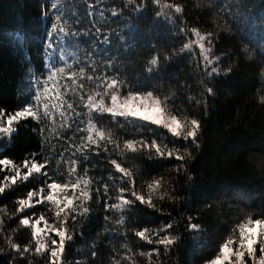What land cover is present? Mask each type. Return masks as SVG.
Listing matches in <instances>:
<instances>
[{
  "label": "trees",
  "instance_id": "obj_1",
  "mask_svg": "<svg viewBox=\"0 0 264 264\" xmlns=\"http://www.w3.org/2000/svg\"><path fill=\"white\" fill-rule=\"evenodd\" d=\"M167 2L183 5L182 16L189 29L197 27L202 33L218 34L214 41L215 54L222 58V69L231 65L233 70L212 79L209 86L214 88V95L204 94L200 80L206 77L197 66L198 61L188 53L175 55L169 62L161 59L159 68L151 73L146 70L148 60L156 52L161 56L171 54L187 42L180 26L158 20L153 11L112 16L111 9L119 10L124 0H0V109L10 113L26 102L30 94L27 86L29 67L38 75L46 72V68L43 72L41 69L46 63L44 48L49 42L51 19L45 18L44 12L54 11L51 3L60 10L66 31L95 33L99 29L98 38L94 35L66 38L62 47L68 62L73 58L86 59V53L93 51L92 40H95L94 60L106 62L109 57L114 58L122 77L130 82L138 80L147 88L171 96L174 109L201 120V147L193 149V159L187 162L186 173L173 172L177 163L173 160H149L146 156L131 153L124 158L126 167L134 171L139 169L138 185L141 178L162 176L171 182L177 197L175 202L167 198L156 201L162 212L138 206L125 215L127 224L135 228H156L172 220L177 222L172 231L182 235L181 241L169 253H164L161 247V254L158 257L154 254L151 258L152 264H205L231 227L246 214L254 213V218L264 215V104L260 103V96L264 95V78L261 77L264 72V0ZM106 34L111 44L100 43ZM58 54L59 49L57 57ZM99 66L104 67L103 63ZM189 97L196 100L206 98L207 110L190 101ZM35 127L31 120L21 122L18 134L10 143L6 139L0 142L7 146L4 156L20 164L26 157L30 158L31 153L40 151L41 138L31 131ZM114 131L118 136L124 135L121 130ZM45 154H48L47 150ZM68 155L65 153L66 157ZM94 162L98 166L89 174L97 179L106 177V163L96 158ZM10 174V170L0 166V186ZM40 180L39 176L23 183L18 180L0 195V217L5 221L6 232L17 227L19 215L9 219L18 207L17 200L26 198L27 192L38 186ZM29 211H45V207L37 205ZM106 214L102 205L94 204L87 220L83 223L78 220L71 225L77 233L83 232V238L77 235L66 248L67 264L76 261L80 264H111L114 253L123 256L124 243H128L137 254L135 264H148V258L138 253L149 251L153 246L139 241L130 230L127 236L121 235L127 229L106 233V228L117 227L105 221ZM51 215L48 213L49 217ZM188 216L202 226V232L187 231L184 218ZM13 235L21 244L31 238L29 230L24 227ZM93 244L98 253L96 258L91 256ZM0 247H5V252L0 253V264H10L6 246L0 242ZM32 264H44V260L36 256L32 258Z\"/></svg>",
  "mask_w": 264,
  "mask_h": 264
},
{
  "label": "snow or ice",
  "instance_id": "obj_2",
  "mask_svg": "<svg viewBox=\"0 0 264 264\" xmlns=\"http://www.w3.org/2000/svg\"><path fill=\"white\" fill-rule=\"evenodd\" d=\"M50 7L53 12H44L45 18L51 19L49 42L44 48L46 63L41 69L43 72L46 68V72L38 75L29 67L27 86L30 94L26 102L10 113L0 109V142L6 139L10 143L11 138L18 134L21 122L31 120L36 124L31 131L40 136L42 146L40 151L31 153L30 158L16 164L4 156L7 146L0 143V166L11 173L5 176L0 195L16 185L18 180L23 183L33 176L41 178L38 186L27 192L26 198L17 200L18 207L9 217L11 220L19 215L16 228L6 232L5 221L0 217V242L10 254V264H32V258L36 256L42 257L44 264H67L66 248L77 235L83 238V232L77 233L71 225L78 220L81 223L87 220L94 204L102 205L107 213L105 221L117 226L115 229L106 228L105 232L127 229L121 232L127 236L130 230L139 241L153 246L149 251L138 253L146 256L148 264H152L151 258L154 254L157 257L161 254V247L164 253H169L181 241L182 235L172 231L177 222L172 220L156 228H135L127 224L125 213L138 206L162 212L156 201L167 198L175 202V189L162 176L147 180L141 178L138 185L139 169L134 171L126 167L124 158L131 153L146 156L149 160H173L177 163L172 171L186 173L187 162L193 159V149L201 147V120L174 109L170 103L171 96L147 88L138 80L130 82L122 77L114 58L109 57L106 62L94 60L95 40H92L93 51L86 53V59L73 58L68 62L62 47L66 38L92 35L98 38L100 32L99 29L95 33L66 31V22H62L57 5L51 3ZM147 11H153L158 20L180 26L179 30L187 42L171 54L161 56L156 52L148 60L146 70L151 73L159 68L161 59L169 62L175 55L188 53L198 61L197 66L206 77L200 80L204 94L214 95V88L209 86L212 79L233 70L231 65L222 69V58L215 54L214 41L218 34L202 33L197 27L189 29L182 16L183 5L167 0H124L119 10L111 9V15L118 17L126 12L141 14ZM100 15L103 16V12ZM100 43L111 44L112 41L106 34ZM244 51L248 52V49ZM248 59L252 57L249 55ZM100 63H103V69ZM261 77L264 78V72H261ZM189 100L207 110L206 98L196 100L189 97ZM260 103L264 104V95L260 96ZM114 129L121 130L124 135L118 136ZM65 153L69 155L66 157ZM94 158L106 163V177L97 179L89 174L98 166ZM37 205H43L45 211H29ZM48 213L52 214L51 217ZM167 215L171 216V213ZM184 219L188 232L203 231L199 223L193 222V217ZM20 227L30 232L31 238L24 244L17 242L13 235ZM92 248L91 256L96 258L95 244ZM123 249V256L119 253L112 255L111 264H124L125 261L135 264L134 256L137 254L129 244L124 243ZM4 252L5 247H0V253ZM75 264H80V261ZM205 264H264V215L254 218V213L246 214L231 227Z\"/></svg>",
  "mask_w": 264,
  "mask_h": 264
},
{
  "label": "rangeland",
  "instance_id": "obj_3",
  "mask_svg": "<svg viewBox=\"0 0 264 264\" xmlns=\"http://www.w3.org/2000/svg\"><path fill=\"white\" fill-rule=\"evenodd\" d=\"M258 255H259V251H258Z\"/></svg>",
  "mask_w": 264,
  "mask_h": 264
}]
</instances>
